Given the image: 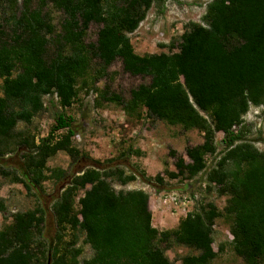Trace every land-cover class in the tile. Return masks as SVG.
<instances>
[{
  "label": "trees",
  "instance_id": "trees-1",
  "mask_svg": "<svg viewBox=\"0 0 264 264\" xmlns=\"http://www.w3.org/2000/svg\"><path fill=\"white\" fill-rule=\"evenodd\" d=\"M4 1L6 5L0 3V141L12 139L20 122L31 123L44 110L47 96L57 98L64 109L72 106L78 82L92 62L105 72L117 59L125 72L149 82L132 89L129 99L113 93L108 101L121 105L129 116H140L144 109L150 119L203 132L202 143L186 148L189 161L170 151L177 169L166 170L170 178L192 179L203 172L206 157L217 151L216 133H224L225 150L207 173V182L227 196L225 206L199 205L180 219L176 229L160 231L153 225L144 190L117 191L107 181L113 178L126 185L142 177L164 184L161 174L127 173L120 163L145 152L130 145L105 166L72 144V123L60 113L48 136L37 146L29 145L36 148L25 158L26 179L38 189L48 178L47 159L60 150L68 153L72 166L82 167L53 209L58 228L79 229L93 249L83 264H176L166 253L171 244L198 251L183 256L182 264H212L218 255L213 245L219 218L230 224L235 253L246 264H263L264 152L243 138V128L233 127L243 122L251 105H264V0H212L204 25L191 21L179 43L163 44L177 51L145 55L136 53L130 34L154 4L165 0ZM49 4L62 13L59 31ZM93 23L101 26L97 38L86 42ZM61 130L66 132L57 136ZM53 172L59 179L68 175L64 170ZM78 189L84 194L74 212L72 198ZM6 209L0 196V211ZM12 219L0 229V264H44L50 247L41 251L43 259L35 251L36 240L43 239V212H17ZM51 253V264H63L58 248Z\"/></svg>",
  "mask_w": 264,
  "mask_h": 264
},
{
  "label": "rangeland",
  "instance_id": "rangeland-1",
  "mask_svg": "<svg viewBox=\"0 0 264 264\" xmlns=\"http://www.w3.org/2000/svg\"><path fill=\"white\" fill-rule=\"evenodd\" d=\"M0 1L2 5L6 2ZM22 0H18L21 3ZM205 0H173L154 4L148 11L146 18L138 29L130 34V38L136 53L140 55L177 51L163 44L174 41L179 43L186 25L190 21H196L205 13ZM1 5V6H2ZM48 9L52 15V21L57 31L60 29L62 13L49 4ZM0 12L1 7H0ZM100 25L93 23L86 35V42L95 41ZM0 79V84H1ZM149 79L141 76H133L123 70L122 62L117 59L105 72L99 71L97 61H93L90 71L78 82V96L72 106L62 108L55 97H45V108L31 123L20 122L17 125L15 136L12 139L0 141V196L5 200L7 209L0 211V229L12 222L13 215L17 212L39 210L43 212L45 222L41 224L43 239L36 240V254L43 259L41 251L49 249L48 259L44 264L53 262L54 248L59 250V258L63 264H83L85 260L93 256V249L85 242V235L79 229L66 227L58 228L53 209L55 201L63 194L68 182L73 175L80 174L81 166L71 165V158L64 150L57 151L47 159L45 174L48 176L38 189L26 179L25 158L28 154H35L33 144L36 146L40 140L47 137L54 127L55 120L61 113L70 120L74 129L72 144L94 159L108 165V160L116 158L120 152L128 146L143 148L144 156H132L129 160L120 163L125 166L126 172H144L147 177L161 174L165 183H149L142 177L121 185L113 178L107 181L117 190H144L149 196V206L153 214V225L162 230L176 229L180 219L184 218L185 204L179 200H166L168 194L176 192L181 195L182 201H191L187 209L191 211L197 206L207 202H214L219 208L226 204V195H221L218 187H208L207 173L216 166L225 150L224 133H216L215 142L217 151L208 155L207 168L192 179H172L166 175V170L177 172L174 165L176 157L170 154L173 151L178 156H184L186 161V148L203 142V132L198 129L185 130L180 125H170L162 120H153L147 117L146 111L140 110V116H129L123 107L116 102H110L107 97L110 94H118L122 98L129 99L130 92L140 84L148 83ZM264 111L251 105L243 122L237 129H244V139L253 143L258 150L264 152ZM139 138H134V130ZM66 132L61 130L57 132ZM75 135L80 138L76 139ZM25 140V141H24ZM27 140V141H26ZM138 143L140 145H138ZM30 145V146H29ZM146 162L145 165L142 163ZM53 170H64L68 175L59 179ZM91 185L87 187L90 188ZM84 190L78 189L72 198L74 212L79 209V198ZM186 198H185V197ZM183 204V205H182ZM214 249L218 252L212 264H246L235 253L232 247V234L230 224L224 218L216 220L214 226ZM39 236V235H37ZM77 250L80 253L77 255ZM166 253L176 264H182L181 259L188 254H197L198 251L183 246L171 244L166 247ZM61 261V262H62ZM264 264V262H263Z\"/></svg>",
  "mask_w": 264,
  "mask_h": 264
},
{
  "label": "built area",
  "instance_id": "built-area-1",
  "mask_svg": "<svg viewBox=\"0 0 264 264\" xmlns=\"http://www.w3.org/2000/svg\"><path fill=\"white\" fill-rule=\"evenodd\" d=\"M181 1H185V0H181ZM210 1H212V0H205V2H204L205 13H206V10H207V4H208ZM168 2H173V0H168ZM205 13H204L202 16H200L198 20L193 21V22L201 23V24L204 25L203 16L205 15ZM190 22H191V21H190ZM256 107L261 108V109L264 111V105H260V106H256ZM233 128H234V130H237V126H234ZM75 138H76V139H77V138L79 139L80 136H79V135H75ZM168 196H169V197H167L166 200H170L169 198H171L172 201H176V202L179 200L180 203H183V204L186 205V206H185V211H188V212L191 211L190 209H187L186 207H187L188 203H191V202H192V200H191V201H189V200H188V201H182V199H181V195L178 194V193H176V192H173V193H171V194H168ZM184 197H185V196H184ZM185 198H186V197H185ZM183 204H182V205H183ZM187 214H188V213H187ZM231 238H232V240H233V235L231 236Z\"/></svg>",
  "mask_w": 264,
  "mask_h": 264
},
{
  "label": "crops",
  "instance_id": "crops-1",
  "mask_svg": "<svg viewBox=\"0 0 264 264\" xmlns=\"http://www.w3.org/2000/svg\"><path fill=\"white\" fill-rule=\"evenodd\" d=\"M136 132H137V130L135 129V130H134V133L132 134V136H133L134 138L139 139V138L136 136V134H135ZM138 145H140V144L138 143ZM136 147H137V146H136ZM141 149H143V148H141ZM142 163L145 165L146 162H143V160H142Z\"/></svg>",
  "mask_w": 264,
  "mask_h": 264
}]
</instances>
